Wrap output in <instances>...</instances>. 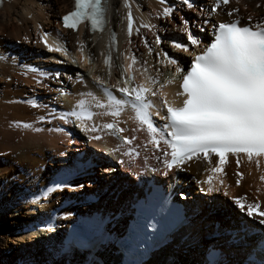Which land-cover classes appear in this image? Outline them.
I'll list each match as a JSON object with an SVG mask.
<instances>
[{
  "label": "bare ground",
  "instance_id": "1",
  "mask_svg": "<svg viewBox=\"0 0 264 264\" xmlns=\"http://www.w3.org/2000/svg\"><path fill=\"white\" fill-rule=\"evenodd\" d=\"M107 1L108 28L119 37L117 45L110 47L109 52L105 53L99 52L95 36L86 33L81 36V32L72 33L59 28L58 16L69 10L72 0L2 1L0 203L6 206L10 202V206L18 210L21 226L10 227L9 224L13 221L7 222L5 233L0 227V264H18L12 262L13 256L21 257L22 263L19 264H115L113 243L110 242L103 245L91 259L74 252L66 256L59 253L60 239L66 226L73 220L71 214L94 212L97 214L99 235L104 240L121 237L125 229V219L130 212L128 205L133 202L132 197L137 193L133 187V175L144 174L147 166L156 169L160 167V163L153 157L152 147L149 145L147 151L144 150L147 134L139 130L130 107L116 118L117 127L124 128L125 131L115 134L107 130L101 131L98 134L102 138L98 141L91 139L92 134L80 131L75 126L79 122L74 118L65 123L60 118L40 120L41 115L46 116L51 112L59 117L63 112L75 108L77 111L93 113V119L86 121L87 124L102 126L113 122V117L103 115L107 108L100 109L95 106L97 102L106 105L107 98L99 90L94 78L101 79L107 72L109 85H116L117 82L113 79L120 74L121 58L132 55L140 64L147 61L149 75H156L155 69L159 68L162 73L159 76L160 81L170 78L169 72H173L174 68L165 67L163 63L157 64L154 58L157 51H167L170 56L178 57L181 65H185L189 56L200 50L194 49L185 53L171 47V40H184L186 43V37L179 30L181 16L190 22L195 20L197 24L205 19L218 23L229 19L226 15L228 8H235L237 17L241 20L248 16L264 19V0H239L238 4H231L223 11L218 9L217 14L210 16L202 13L200 8L210 10L214 0H196L198 8H179L178 12L167 19L161 14L163 8L171 4L172 0H167L165 4H161L159 0H128L134 17V30L132 36L128 37L127 30L122 32V23L126 21L128 12L124 7L125 0ZM179 4L180 0H176L175 7H179ZM19 22H23L22 26ZM141 22L156 27L152 30L141 28L137 35L135 29ZM204 27L207 33L201 35L207 41L211 24H205ZM193 31H198V28ZM157 34L164 40L159 49L154 44ZM142 37L152 46L153 55L148 54ZM42 38L46 39L50 47H62L66 51L49 52ZM99 41L102 42V39ZM58 56L65 57L76 68L68 62L58 63L57 61H61ZM87 58L95 60L96 70L87 62ZM105 58H110L111 67L104 63ZM33 68L38 71H32ZM39 72H46L48 76L40 77ZM7 79L10 81L7 82ZM36 79H41L48 87L38 86ZM172 91L177 92L174 87ZM112 92L118 98L115 88ZM27 101H35L38 106L31 107ZM81 102L83 107H77ZM45 104L47 108L44 107ZM24 124L29 127H23ZM132 135L136 136L132 145H124L116 138ZM129 148H134L139 155H124ZM77 154H82L83 157L77 158ZM118 160H121V164H117ZM78 163L84 166L78 168ZM209 168L206 163L189 162L178 168L176 177L174 172L154 173L159 183L169 186L176 198L179 197L177 200L180 199L185 205L190 227L186 231L179 229L171 242L153 253L144 264H179V255L186 253L188 254L182 255L187 257L184 259L186 261H180V264H205L202 258L197 260L208 245L223 249L222 258L216 264H261L264 252L258 251L260 244L256 241L257 235H250L253 232L250 229L241 233L238 225L243 223L245 226L254 227L255 231H263L261 235H264V230L258 227L257 221L240 213L233 199L244 197L246 204L259 202L264 208V182L260 180V176L264 174V158L260 159L259 169L246 158L241 160L240 167L237 168L235 158L231 156L228 157L223 173L212 174ZM95 169H99L101 173H95ZM237 171L242 174L239 186L235 183ZM69 172L70 186L55 188L53 182L56 178ZM210 175L217 186L223 180L221 191L207 192L208 185H204L203 181ZM95 183L99 185L95 186ZM41 189L46 191V199L41 197ZM225 190L228 196L223 194ZM33 200L36 202L32 203ZM21 209L24 211L20 212ZM2 210L11 220L14 219V215L6 208L3 207ZM52 218L53 223L49 222ZM0 221H4L1 216ZM222 230L224 232L220 233ZM27 248H31L32 254L28 260ZM36 256H40L41 262ZM251 256L254 258L251 259Z\"/></svg>",
  "mask_w": 264,
  "mask_h": 264
},
{
  "label": "snow or ice",
  "instance_id": "2",
  "mask_svg": "<svg viewBox=\"0 0 264 264\" xmlns=\"http://www.w3.org/2000/svg\"><path fill=\"white\" fill-rule=\"evenodd\" d=\"M159 2L165 4L167 0ZM175 4L176 0H172L171 4L163 8L161 15L165 19L172 17L179 8L186 6L188 10H192L199 7L196 0H180L179 7H175ZM229 5L230 0H214L210 10L200 8V11L210 16L217 14L218 9L223 11ZM124 7L128 9L127 35L131 37L134 17L128 0H125ZM107 12L105 0H74V9L61 20L65 29L75 31L79 24L87 21L91 30L100 32L106 26ZM226 15L229 17L227 21L217 23L205 19L199 24L195 20L190 22L183 16L180 17L179 30L186 37V43L184 40H171V47L185 53L194 49L200 50L194 52L192 61L184 67L181 66L178 57L170 56L167 51H157L154 57L157 64L163 63L165 67L174 68L172 76L163 82L159 79L162 74L160 69H155L156 75H148L147 61H142L145 83L129 87L134 81L132 67L138 62L134 55L124 56L125 60L130 59L131 62L126 67L121 65L120 79L123 85L121 86L118 81L112 86L120 98L105 87L99 77H95L96 85L107 98L106 105L97 102L95 106L100 109L107 108L103 115L113 117V122L102 126L87 124L86 121L93 119V113L77 111L75 108L63 112L59 117L49 112L46 116L41 115L39 119L60 118L67 123L70 118H74L79 122L75 126L80 131L92 134L91 139L98 141L102 138L98 134L101 131L107 130L112 134L125 131L124 128L117 127L116 118L130 107L139 130L147 134L144 150L147 151L149 145L152 147L153 157L163 165L165 174L189 162H201L210 166L212 174L218 175L224 172L229 156L235 158L237 168L240 167L241 160L246 158L248 162H254L259 169L260 159L264 158V19L252 23V17L248 16V23H243L237 18L235 8H228ZM205 24H211L210 42L201 35L207 33ZM155 27L141 22L135 30L139 35L141 28L152 30ZM194 28H198V31H193ZM141 39L148 54L153 55L152 46L143 37ZM42 42L49 52L66 51L62 47H50L45 38H42ZM110 42L114 47L116 42L114 34L111 35ZM163 42L159 34L155 35L154 44L157 49ZM104 63L112 66L110 58H105ZM31 70L38 71L35 68ZM39 76L47 77L48 74L39 72ZM177 78L179 84L175 96L181 98L179 104L170 102L163 91L166 86L176 82ZM35 82L40 87H48L41 79H36ZM150 97L159 100L160 106L158 107ZM27 103L34 108L38 106L35 101ZM44 107L47 108V104ZM77 107L82 108L83 102ZM153 110L163 124L154 122ZM22 126L29 127L27 124ZM135 140V135L122 138L124 145H132ZM124 155L138 156L139 153L135 152L134 148H129ZM152 170L157 169L154 167ZM70 175L69 172L58 176L53 186L55 188L70 186L68 180ZM235 175L237 177L235 183L239 186L242 174L237 171ZM260 180L264 182V174L260 176ZM203 184L208 185V193H213L221 191L224 182L221 179L220 186H217L210 175ZM201 190H204L203 187ZM40 194L41 197L47 198L44 189L40 190ZM223 194L228 196L227 190ZM233 203L240 213L246 214L259 225H264V208L259 202L246 204L244 197H236ZM261 264H264V258Z\"/></svg>",
  "mask_w": 264,
  "mask_h": 264
},
{
  "label": "rangeland",
  "instance_id": "3",
  "mask_svg": "<svg viewBox=\"0 0 264 264\" xmlns=\"http://www.w3.org/2000/svg\"><path fill=\"white\" fill-rule=\"evenodd\" d=\"M39 15L40 16H42L43 17V15H41V12H39ZM49 16H51V15H49ZM56 20V19H55ZM52 18L50 19V24H52ZM21 23H23V22H19L18 24L20 25V26H22L21 25ZM46 23H47V21H46ZM21 42V41H20ZM21 44V43H20ZM23 44V43H22ZM58 55V54H57ZM59 57V59H61V61L59 62V63H61V62H68V60H65L64 58H62V56H58ZM69 64H71V66H72V62H68ZM72 67H74V68H76V66H72ZM117 164H121L120 163V160H118L117 161ZM99 171V169H95L94 170V172L96 173V172H98ZM99 173H101L100 171H99ZM133 181V180H132ZM131 181V182H132ZM130 182V183H131ZM99 184H96L95 183V186H98ZM111 199V198H110ZM180 200V199H179ZM10 202H7V204H6V206H5V204L3 203V204H1L0 203V207H4V208H6L7 209V211L8 212H11L12 213V215H14V219H10L9 217H7V213H5V212H3V210H2V208L0 209V216L4 219V221H0V227H2V229H3V233H5V230H4V227H8L7 225V222H11V221H13V223L12 224H9V226L11 227L12 225H20V221H21V217H20V215H19V213H18V210H15L16 208H14L13 206L11 207L10 206V204H9ZM14 205L16 206V203H14ZM22 208V207H21ZM237 209V208H236ZM238 210V209H237ZM20 212H22V211H24V210H19ZM2 213V214H1ZM18 218H20V219H18ZM19 220V221H18ZM30 221V220H29ZM19 223V224H18ZM122 223L124 224V219L122 220ZM122 224V225H123ZM21 226V225H20ZM219 227H220V225H219ZM224 232V230H222V232H220V233H223ZM203 235H205V234H203ZM37 241V240H36ZM201 241H203V242H205L204 241V239L203 238H201ZM39 242H42V241H39ZM42 245H43V242L41 243ZM204 244V243H203ZM209 244V243H208ZM24 245V244H23ZM205 245H207V243L205 242ZM25 247H26V245H25ZM41 248V247H40ZM30 249L31 248H27L26 249V251H27V256H26V260H28L29 258V256H31L32 254L30 253ZM42 250L41 251H43V246H42V248H41ZM242 249V248H241ZM34 252H35V250H34ZM37 253H39V251L37 252ZM36 253V254H37ZM3 254H4V252H3ZM13 254V253H12ZM34 254V253H33ZM186 254H188V253H186ZM186 254H182V255H186ZM22 255V252H20V256ZM182 255H179L180 257H179V261L177 262V263H179L180 264V261L181 262H184V261H186V260H184L185 258L187 259V257L186 256H182ZM200 255L201 254H199V259L197 260V261H199L202 257H200ZM41 256V255H40ZM40 256L38 257V256H36L35 258H38V261L39 262H41V258H40ZM3 258V257H2ZM181 259H183V260H181ZM11 260H12V262H16V263H22V260H21V257H19V256H13V258H11ZM188 264H192V263H188ZM196 264H200V262L198 263H196Z\"/></svg>",
  "mask_w": 264,
  "mask_h": 264
}]
</instances>
